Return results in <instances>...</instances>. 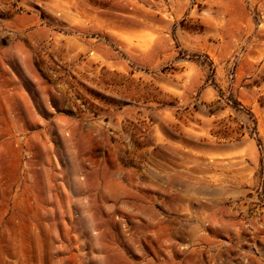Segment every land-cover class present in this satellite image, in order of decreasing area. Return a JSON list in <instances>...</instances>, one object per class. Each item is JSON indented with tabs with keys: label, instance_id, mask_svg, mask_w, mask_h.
<instances>
[{
	"label": "rangeland",
	"instance_id": "374dc122",
	"mask_svg": "<svg viewBox=\"0 0 264 264\" xmlns=\"http://www.w3.org/2000/svg\"><path fill=\"white\" fill-rule=\"evenodd\" d=\"M0 264H264V0H0Z\"/></svg>",
	"mask_w": 264,
	"mask_h": 264
}]
</instances>
